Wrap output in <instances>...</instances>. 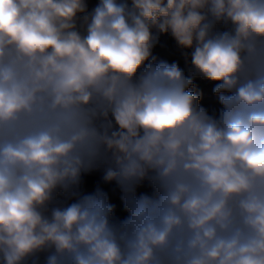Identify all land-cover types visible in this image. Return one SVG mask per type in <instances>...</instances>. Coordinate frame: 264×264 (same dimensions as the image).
<instances>
[{"label":"clouds","instance_id":"obj_1","mask_svg":"<svg viewBox=\"0 0 264 264\" xmlns=\"http://www.w3.org/2000/svg\"><path fill=\"white\" fill-rule=\"evenodd\" d=\"M0 264H264V0H0Z\"/></svg>","mask_w":264,"mask_h":264},{"label":"rangeland","instance_id":"obj_2","mask_svg":"<svg viewBox=\"0 0 264 264\" xmlns=\"http://www.w3.org/2000/svg\"><path fill=\"white\" fill-rule=\"evenodd\" d=\"M202 90L205 92V103L211 104L212 103L211 85L210 84L206 85Z\"/></svg>","mask_w":264,"mask_h":264},{"label":"trees","instance_id":"obj_3","mask_svg":"<svg viewBox=\"0 0 264 264\" xmlns=\"http://www.w3.org/2000/svg\"><path fill=\"white\" fill-rule=\"evenodd\" d=\"M168 58H175V56H171V57H168ZM199 83V87L201 88V89H203L206 85H208L206 82H198Z\"/></svg>","mask_w":264,"mask_h":264}]
</instances>
